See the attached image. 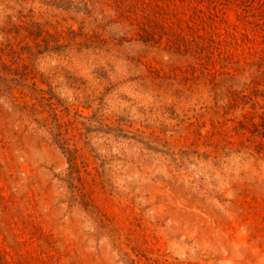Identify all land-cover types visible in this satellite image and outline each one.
I'll return each mask as SVG.
<instances>
[{"label":"rangeland","instance_id":"rangeland-1","mask_svg":"<svg viewBox=\"0 0 264 264\" xmlns=\"http://www.w3.org/2000/svg\"><path fill=\"white\" fill-rule=\"evenodd\" d=\"M0 264H264V0H0Z\"/></svg>","mask_w":264,"mask_h":264}]
</instances>
